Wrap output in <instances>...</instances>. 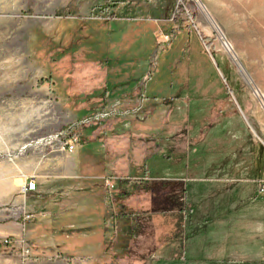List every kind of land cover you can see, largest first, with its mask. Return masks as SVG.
Returning <instances> with one entry per match:
<instances>
[{
	"label": "rangeland",
	"instance_id": "374dc122",
	"mask_svg": "<svg viewBox=\"0 0 264 264\" xmlns=\"http://www.w3.org/2000/svg\"><path fill=\"white\" fill-rule=\"evenodd\" d=\"M25 178L1 256L264 264V0H0L1 220Z\"/></svg>",
	"mask_w": 264,
	"mask_h": 264
},
{
	"label": "crops",
	"instance_id": "0c3cea01",
	"mask_svg": "<svg viewBox=\"0 0 264 264\" xmlns=\"http://www.w3.org/2000/svg\"><path fill=\"white\" fill-rule=\"evenodd\" d=\"M66 179L67 180L64 181V183L66 182V184L68 185L69 183H67V182H69L70 180L73 181L74 177L73 178L69 177ZM263 179H261V180H263ZM50 182H52L50 187L56 188L53 185V183H54L53 179H49V180H45L44 182H37L36 183V187H37L36 191L40 190V188H44L43 186H45V187L48 186L46 184H50ZM33 193L34 192L27 193V196L25 195L24 198H22L23 200L22 201L20 200V203L24 206V210L27 213L32 215V219L29 222L22 223V221H20L21 222L20 223L16 220L3 221V220H1L3 218L0 217V238L4 237V236H9V237H12L11 238V241H12L13 237L19 235V232H21L23 235H24V233L28 234V224H30V222H35L36 219L41 220V222H42L48 218L49 212L45 209H39V207H37ZM11 241H8V242L10 243ZM30 252H31V255L28 258H26L25 260L20 259L16 255L6 256V257L0 255V264H70V261H69V263L67 261H65V262H62L59 260L57 261V259H56L57 256L58 257L59 256L70 257L68 255H63L62 253L57 252V251L55 253H52V254H45L44 255V253L40 254L38 252L31 250V248H30ZM43 256H48L49 258L55 257V259H49L48 261H45V259H43L44 258Z\"/></svg>",
	"mask_w": 264,
	"mask_h": 264
},
{
	"label": "built area",
	"instance_id": "2783aa9c",
	"mask_svg": "<svg viewBox=\"0 0 264 264\" xmlns=\"http://www.w3.org/2000/svg\"><path fill=\"white\" fill-rule=\"evenodd\" d=\"M102 116L103 115H100V117H102ZM96 119H98V118H96ZM73 148L74 147H70V151H72ZM35 189H36V183H35L34 179L33 178H28V179L25 178L24 184L20 188V193L25 196L27 193L35 191ZM29 217H30L29 215H26L25 219H28ZM28 253L29 252L27 250H24V254H28Z\"/></svg>",
	"mask_w": 264,
	"mask_h": 264
},
{
	"label": "trees",
	"instance_id": "16d2710c",
	"mask_svg": "<svg viewBox=\"0 0 264 264\" xmlns=\"http://www.w3.org/2000/svg\"><path fill=\"white\" fill-rule=\"evenodd\" d=\"M178 211H180V209H177ZM119 219H120V217H118ZM118 219V220H119ZM115 226V225H114ZM121 234V233H120ZM113 235H114V233H113ZM105 240V239H104ZM103 240V241H104ZM108 241H110L109 243H107L106 242V245H104L103 246V252H107V251H109L110 250V247H111V245H112V243H115V242H118L120 245L118 246L116 243L114 244V246H113V248H114V252H116L117 250H115V249H117L118 247H122L121 246V243L122 242H125V243H127L125 240H123V238H121V237H118V236H113V238H110V240H108ZM114 256H116L115 254H114ZM61 258L62 259H65L68 263H69V260L72 258V257H64V256H61Z\"/></svg>",
	"mask_w": 264,
	"mask_h": 264
},
{
	"label": "bare ground",
	"instance_id": "6f19581e",
	"mask_svg": "<svg viewBox=\"0 0 264 264\" xmlns=\"http://www.w3.org/2000/svg\"><path fill=\"white\" fill-rule=\"evenodd\" d=\"M224 43V42H223ZM225 49L227 50V52H229V53H231L232 51V49H231V47L229 46V45H227V43H225ZM234 57V56H233Z\"/></svg>",
	"mask_w": 264,
	"mask_h": 264
}]
</instances>
